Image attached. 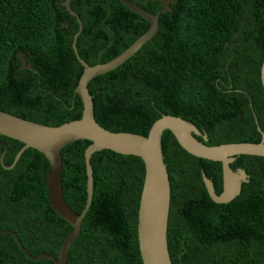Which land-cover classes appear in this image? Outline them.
<instances>
[{"label": "trees", "instance_id": "obj_1", "mask_svg": "<svg viewBox=\"0 0 264 264\" xmlns=\"http://www.w3.org/2000/svg\"><path fill=\"white\" fill-rule=\"evenodd\" d=\"M55 0H0V110L57 126L81 116L75 92L83 67L71 47L78 20L55 14ZM82 22L76 40L89 65L129 47L149 22L121 0H73ZM153 14L161 0H130ZM170 1V0H169ZM55 6V7H54ZM158 29L121 65L88 83L95 120L111 131L146 135L160 116H179L206 134L205 144L261 140L264 132V0H171ZM32 48V49H31ZM34 55L21 67L19 51ZM3 163L23 143L4 135ZM76 140L61 148L62 194L81 213L86 200L84 151ZM170 183L167 247L172 264H264V156L241 154L230 164L249 175L239 195L214 202L202 173L222 191V167L190 154L171 131L161 135ZM4 146L0 145V155ZM91 205L70 246L66 264H143L137 237L144 178L140 157L111 150L92 154ZM49 164L28 148L15 166L0 164V230L11 229L32 255L58 256L72 226L49 203ZM0 264H51L32 260L10 233L0 234Z\"/></svg>", "mask_w": 264, "mask_h": 264}, {"label": "water", "instance_id": "obj_2", "mask_svg": "<svg viewBox=\"0 0 264 264\" xmlns=\"http://www.w3.org/2000/svg\"><path fill=\"white\" fill-rule=\"evenodd\" d=\"M69 1L67 0L64 5L77 18L79 24V29L73 37L72 48L78 62L83 67L75 87V92L83 104L81 116L57 126H50L0 110V135L23 143L12 163L5 165L3 158L6 145L0 140V145L4 146L0 155V164L5 169L13 168L23 151L28 148L36 149L42 153L49 164V170L45 177L49 203L56 214L72 226V230L63 240L57 257L48 253L30 254L11 229H2L0 234L10 233L15 238L21 252L29 259L48 258L51 260V264H66L70 246L80 232L81 221L92 201L93 172L90 158L94 152L106 149L123 155H135L143 161L144 178L137 219V237L141 259L143 264H172L167 247L170 183L162 153L161 135L163 131L166 129L171 131L180 146L190 154L221 163L223 188L219 194L215 192L212 180L202 173L206 190L210 198L217 203L229 202L239 195L242 184L248 181L249 175L240 167L232 169L230 164L241 154L264 156V132L258 127L261 140L257 143L232 142L209 145L196 138V136H202L207 141L206 134L201 132L195 124L174 115L160 116L153 122L146 135L115 132L100 125L94 117L92 95L89 93L88 83L95 76L121 65L133 56L146 41L151 39L158 29L159 14L170 9L169 2L171 0H161L163 7L155 14L144 10L136 2L121 0L131 11L146 19L149 22V27L119 55L95 65H89L77 52L76 40L82 30V22L69 7ZM260 80L264 88V58L260 68ZM80 139L88 140L90 143L84 151L86 200L81 213L78 214L67 205L62 194L61 148Z\"/></svg>", "mask_w": 264, "mask_h": 264}, {"label": "flooded vegetation", "instance_id": "obj_3", "mask_svg": "<svg viewBox=\"0 0 264 264\" xmlns=\"http://www.w3.org/2000/svg\"><path fill=\"white\" fill-rule=\"evenodd\" d=\"M34 2V0H33ZM56 3V7H55V14L61 17H64L67 20V14H71L65 7V3L67 2V0H55L54 1ZM69 7L71 8V10L74 11V7H75V1L70 0L69 2ZM75 12V11H74ZM76 13V12H75ZM72 15V14H71ZM72 17L76 18L74 15H72ZM77 20V18H76ZM73 23V21H68L65 24L66 27H68V25L70 23ZM79 26V24H78ZM74 37V36H73ZM73 41V39H72ZM71 47H72V43H71ZM32 49V48H31ZM31 49H29L28 51H19L18 56L20 57L21 61H22V66L21 67H29L32 65V63L30 62L31 60H34V55L30 54ZM74 51V50H73ZM75 55V54H74ZM76 57V56H75Z\"/></svg>", "mask_w": 264, "mask_h": 264}]
</instances>
